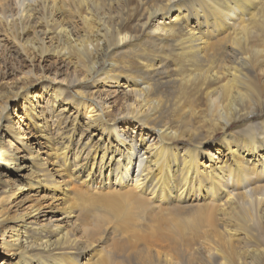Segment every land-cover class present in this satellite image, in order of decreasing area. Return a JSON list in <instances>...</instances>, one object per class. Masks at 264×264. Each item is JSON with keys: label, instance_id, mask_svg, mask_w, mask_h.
Here are the masks:
<instances>
[{"label": "bare ground", "instance_id": "1", "mask_svg": "<svg viewBox=\"0 0 264 264\" xmlns=\"http://www.w3.org/2000/svg\"><path fill=\"white\" fill-rule=\"evenodd\" d=\"M16 194L0 264H264V0H0Z\"/></svg>", "mask_w": 264, "mask_h": 264}, {"label": "rangeland", "instance_id": "2", "mask_svg": "<svg viewBox=\"0 0 264 264\" xmlns=\"http://www.w3.org/2000/svg\"><path fill=\"white\" fill-rule=\"evenodd\" d=\"M36 82H38V81H35V83ZM37 91L38 90H34V91H32V93H37ZM20 99H18L17 101H19ZM16 101H13V102H10V104H9V109H8V111H9V114H11V117H10V124H9V126H17V129L21 126V124L22 123H20L19 122V119H17V115H21V113H17L16 112V103H15ZM20 103L21 102H18V104L20 105ZM41 116H43V115H41ZM10 136H12V134L10 133L9 134ZM32 136H34V139H36L37 138V136H35V135H32ZM32 136H30V137H32ZM99 136H100V134H98V136L96 137V138H99ZM26 137V135L24 134V133H21V138H25ZM27 138V137H26ZM24 142H26V141H24ZM39 144H40V142L38 141L37 142V144L35 145V148H36V150H37V152H40V150H39ZM46 150L45 149H43V151H42V153L44 154V152H45ZM17 155V157L18 158H20V156H21V152H19V153H17L16 154ZM44 156V155H43ZM16 157V158H17ZM8 168L9 167H7V166H4L2 169H1V171L2 172H6V170H8ZM34 193V192H33ZM27 195H22V194H16V195H14L13 197H11L10 199H9V197L8 196H5V197H2L1 198V202H0V209H4V208H10V209H12V211H15V208L13 209V207H15V205L17 206V207H20V206H23L22 207V209H26V208H28L29 206H31V205H41V204H43L44 203V201H41L40 200V198L38 199V198H36V197H31V198H29V199H25L24 197H26ZM52 203V202H51ZM48 204H50V201H48ZM16 207V208H17ZM60 213H56V216H58ZM139 234V235H143V233L142 232H140V231H137L136 233H135V236H136V234ZM131 236H128L126 239H129L130 237H132L134 234H130ZM116 236V235H115ZM144 236H147V234L146 235H144ZM139 237H141V236H139ZM139 237H136L135 239L137 240V241H135V239L133 240V239H130V241H132V243L134 244V245H136L137 247H139V248H146V247H148L149 249H153V250H156V251H159V252H161V253H166L167 251H169L168 250V248L170 247V245H169V243L168 244H161L160 242H157L156 240L157 239H154V240H151V239H148V240H145L146 238H144L143 237V239L141 238H139ZM117 242L118 241H121V240H119L118 238H117V240H116ZM149 242H152V243H148ZM156 242V243H155ZM155 243V244H154ZM149 246H148V245ZM161 244V245H160ZM195 244V246L196 247H198L199 246V244H197V242H195L194 243ZM147 245V246H146ZM157 245V246H156ZM167 245V246H166ZM164 246H165V248H164ZM150 247H152V248H150ZM161 248H163V249H161ZM167 250V251H166ZM0 255L1 256H3V257H5V255H4V252L1 250L0 251ZM87 263L88 264H91V258L87 261Z\"/></svg>", "mask_w": 264, "mask_h": 264}]
</instances>
